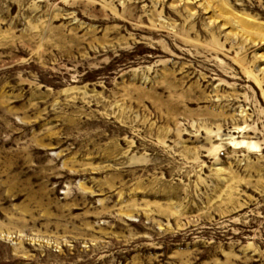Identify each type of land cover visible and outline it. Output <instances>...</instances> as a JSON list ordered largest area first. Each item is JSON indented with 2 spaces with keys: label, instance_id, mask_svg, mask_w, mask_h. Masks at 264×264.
Wrapping results in <instances>:
<instances>
[{
  "label": "rangeland",
  "instance_id": "obj_1",
  "mask_svg": "<svg viewBox=\"0 0 264 264\" xmlns=\"http://www.w3.org/2000/svg\"><path fill=\"white\" fill-rule=\"evenodd\" d=\"M0 264H264V0H0Z\"/></svg>",
  "mask_w": 264,
  "mask_h": 264
}]
</instances>
